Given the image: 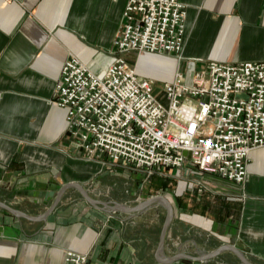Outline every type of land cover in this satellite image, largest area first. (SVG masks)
Here are the masks:
<instances>
[{"label": "crops", "instance_id": "crops-1", "mask_svg": "<svg viewBox=\"0 0 264 264\" xmlns=\"http://www.w3.org/2000/svg\"><path fill=\"white\" fill-rule=\"evenodd\" d=\"M179 1L186 7L182 52L135 54L140 76L164 84L178 71L190 83L210 61L264 63V0ZM125 4L0 0V202L25 216L0 209V264H64L67 251L94 264H160L162 203L131 216L94 208L68 188L53 212L35 221L70 182L106 203L165 197L173 218L160 261L179 255L171 264H242L228 249L197 260L232 246L251 264H264V147L249 153L245 181L237 184L189 166L131 181V165L89 158L71 144L66 111L53 104L62 66L76 57L99 71L106 55L122 58L113 42Z\"/></svg>", "mask_w": 264, "mask_h": 264}, {"label": "built area", "instance_id": "built-area-1", "mask_svg": "<svg viewBox=\"0 0 264 264\" xmlns=\"http://www.w3.org/2000/svg\"><path fill=\"white\" fill-rule=\"evenodd\" d=\"M185 19L179 0H126L116 52L178 55ZM105 58L96 71L70 57L56 83L53 104L66 111V133L75 148L146 176L189 166L245 181L249 153L264 147V63L210 61L190 83L177 71L163 84V104L153 95L154 81L123 58ZM64 264L94 263L67 251Z\"/></svg>", "mask_w": 264, "mask_h": 264}, {"label": "water", "instance_id": "water-1", "mask_svg": "<svg viewBox=\"0 0 264 264\" xmlns=\"http://www.w3.org/2000/svg\"><path fill=\"white\" fill-rule=\"evenodd\" d=\"M184 155H186V153H184ZM68 188L76 189L79 192V194L82 196L84 201L94 208L103 209V210L109 211V212L123 213V214L131 215V216H135L136 214L143 213V212L147 211L148 209H151L155 205L162 203L163 207L165 209V217H164V221H163V224H162V227L160 230V235H159L158 245L156 248L155 257H156L158 263H160V264H171V263H173V261H175V259L180 257L179 255H175V256L171 257L169 260L164 261V262L160 261V259H159V255H160V253L163 249L164 243H165L167 230H168L170 223H171V220L173 218V208L171 206V203L163 196L151 197L149 199H146L145 201H142V202L136 204L135 206H126V205H123L120 203H106V202H101V201H97V200L92 199L80 184L70 182V183H66L65 185H63L59 189V191L56 194V198H55L54 203L48 208V210L43 215H41L40 217H36L34 220L35 221L45 220L48 217V215L53 212V210L55 209L56 205L59 202L61 195ZM49 195L53 196V192H50ZM0 209H2L4 211V214H6V215L11 214V215H15V216L25 217L19 211L14 210V209L10 208L9 206H7L1 202H0ZM1 231H2V228L0 227V233H1ZM225 249H228L229 251H231L239 259V261L242 264H251L249 261H247L243 257V255H241L239 253V251L237 249H235L232 246H223V247L213 251L212 253H210L207 257L197 259V260L203 261V260L210 259L212 257L217 256L221 251H223Z\"/></svg>", "mask_w": 264, "mask_h": 264}, {"label": "rangeland", "instance_id": "rangeland-1", "mask_svg": "<svg viewBox=\"0 0 264 264\" xmlns=\"http://www.w3.org/2000/svg\"><path fill=\"white\" fill-rule=\"evenodd\" d=\"M121 57L130 65L135 66L138 63V58L136 57L134 53H126V54L121 55ZM144 61L145 60H143V62ZM153 89H154L153 91L154 97L161 103L165 104L164 95H163V83L162 82L155 83L153 86ZM104 171L105 169H103V172ZM155 173H152L150 176L148 175L146 176L144 173L141 174L138 171L131 169V181H149ZM152 180H155V178H152ZM91 181H96V178H94ZM164 216H165V212H163L162 216L159 218V227H161L162 225Z\"/></svg>", "mask_w": 264, "mask_h": 264}]
</instances>
